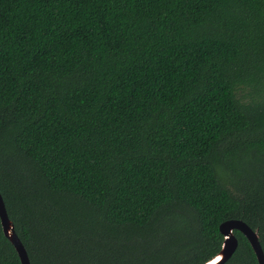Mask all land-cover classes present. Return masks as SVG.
<instances>
[{
  "label": "trees",
  "instance_id": "16d2710c",
  "mask_svg": "<svg viewBox=\"0 0 264 264\" xmlns=\"http://www.w3.org/2000/svg\"><path fill=\"white\" fill-rule=\"evenodd\" d=\"M0 193L30 264L264 251V0H0Z\"/></svg>",
  "mask_w": 264,
  "mask_h": 264
},
{
  "label": "water",
  "instance_id": "95a60500",
  "mask_svg": "<svg viewBox=\"0 0 264 264\" xmlns=\"http://www.w3.org/2000/svg\"><path fill=\"white\" fill-rule=\"evenodd\" d=\"M0 222L5 237L14 246L21 264H30L27 250L21 242L15 231V226L10 220L4 199L0 193ZM220 233L224 237L221 250L209 261L204 264H226L236 253L239 241L235 236V231H240L250 242L257 256L259 264H264V251L260 242L258 230H253L247 223L242 220H228L223 222L220 227Z\"/></svg>",
  "mask_w": 264,
  "mask_h": 264
}]
</instances>
